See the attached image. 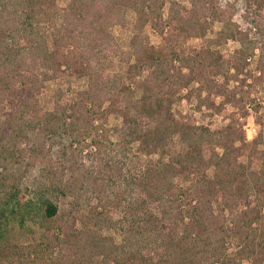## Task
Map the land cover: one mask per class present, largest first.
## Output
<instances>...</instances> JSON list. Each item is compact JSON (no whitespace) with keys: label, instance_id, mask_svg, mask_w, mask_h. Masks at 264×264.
Returning a JSON list of instances; mask_svg holds the SVG:
<instances>
[{"label":"trees","instance_id":"1","mask_svg":"<svg viewBox=\"0 0 264 264\" xmlns=\"http://www.w3.org/2000/svg\"><path fill=\"white\" fill-rule=\"evenodd\" d=\"M40 1L0 0V114L4 113L0 118V259L14 261L16 253L26 258L30 251L43 250L40 264H96L95 255L116 253L141 264H240L229 255L227 244L229 236L242 232L245 221L236 200L228 196L227 187L233 185L226 186L220 179L217 185L210 183L207 166L212 161H205L204 151L212 139L193 116L177 119L168 102L165 86L181 79L187 58L160 52L135 35L130 51L137 59L134 69L139 76L147 73L134 80L143 91L139 99L126 85L125 73L105 72L114 66L115 56L126 53L110 28L124 24L129 8L138 14L139 23L150 17L146 9L154 11L168 0H71L55 12L62 23L53 30V50L46 26L33 22ZM247 17L262 38L264 58V5L249 10ZM223 35L234 38L236 32L227 27ZM254 51L243 48L238 53L247 57ZM77 69L88 77L87 90L75 101L59 91L53 111L39 105L37 94L48 80L71 76ZM17 79L22 89L10 91ZM10 94V109L2 111ZM116 95L121 96L115 109L123 122L120 137L104 143L97 138L101 128L94 121ZM30 132L35 133L34 139ZM176 134L187 145L185 151L176 144ZM66 138L70 143L61 147L59 161L47 160L49 146ZM23 144L28 145V155ZM87 146L100 154V170L85 167L82 156ZM153 153L160 155L157 161L151 158ZM30 158L43 160L44 175L26 181ZM64 171L70 174L67 180ZM177 177L198 181L183 185ZM76 189H90L104 198L110 191L108 197L115 201L120 218L115 222L107 215L92 218L96 233L83 241L54 234L52 223L62 219L61 197L76 196L69 214L82 211L83 195ZM220 196L225 204L216 210L214 202ZM153 201L163 203L161 214L150 209ZM107 220L121 235L119 245L103 243L106 239L99 231ZM28 222L41 225L45 232L39 242L17 252L18 246L8 239L14 232L11 224L25 228ZM56 247L63 248L58 256ZM247 247L252 249L251 244Z\"/></svg>","mask_w":264,"mask_h":264},{"label":"rangeland","instance_id":"2","mask_svg":"<svg viewBox=\"0 0 264 264\" xmlns=\"http://www.w3.org/2000/svg\"><path fill=\"white\" fill-rule=\"evenodd\" d=\"M70 2L71 0L38 2L33 22L46 26L52 50L55 48L53 30L62 23L55 12L66 8ZM160 2L162 0H159ZM259 4L264 5V0H168L162 7L157 6L154 11L153 7L146 9L150 17L139 23L138 14L133 8H129L124 24L110 28V32L126 53L115 56L114 66L105 70L113 74L125 73L126 85L132 86L136 98L139 99L143 91L136 86L134 80L145 78L147 73L139 76L134 69L137 59L132 57L130 51L135 35H139L143 42L159 48L160 52L178 53L187 58L181 79L175 81L173 86H167L169 83L165 86L169 94L168 102L177 119L193 116L197 125L212 139L211 146L204 151L205 161H212V164L207 166V179L210 183L217 185L220 179L226 186L230 182L233 185L232 189L227 187L228 196L236 200L245 221L242 232L229 236L227 244L229 255L235 257L240 264H264V58L260 56L262 38L247 17L249 10L256 9ZM158 14H162V18ZM227 27L236 32V37L225 38L223 31ZM243 48L245 51L255 48V51L244 57V54L238 53V50ZM19 82L17 79L9 87L10 91H20L22 85ZM87 88V75L77 69L71 76L48 80L37 94V98L40 106L47 111H53L59 91H63L70 101H75ZM10 96L12 94L6 95L1 105L2 111L10 109ZM119 99L121 96H113L104 104V113L95 118L94 124L101 128L97 138L104 143L116 141L120 137L119 129L123 122L116 117L115 111ZM0 115L3 119L4 113ZM252 129L256 131L252 132ZM34 135V132H30L32 139ZM174 139L181 150L187 149L178 134ZM69 143L70 139L66 138L60 139L56 145L49 146L47 160L57 163L61 147ZM21 146L23 149L28 147L25 144ZM133 146L136 149L138 143L135 142ZM25 154L28 155V148ZM147 156L144 155V158ZM150 156L155 161L160 158L157 153ZM99 157L100 154L92 152L87 146L82 156L85 167L94 172L100 170ZM35 159H28L31 165L27 166L28 170L24 173L26 181L30 178L40 179L44 175L43 160ZM64 173L67 180L70 174L66 171ZM191 178L193 180L186 181L177 177L176 181L183 185L198 181L194 177ZM197 185L200 186V183L197 182ZM75 193L83 195L82 211L69 214L76 196L61 197L62 219L52 223L55 225L54 234L62 233L61 236L67 240L72 238L83 241L88 234L96 233L92 218L107 215L112 222L120 218L121 212L114 207L115 201L108 197L110 191H105V198L102 193H94L90 189H76ZM224 204L221 196L214 202L216 210ZM162 208L163 203L160 201H153L150 207L157 215L161 214ZM111 221L104 223L99 234L106 239L103 243L119 245L122 238ZM11 226L14 232L8 239L18 246L15 248L17 252H23V248L39 242L45 232L41 225L33 222H28L25 228L16 224ZM183 230L182 223L180 231ZM248 244L252 245V249L247 247ZM62 250L63 248L56 247L55 255L58 256ZM42 251L38 254L30 251L26 258H21L19 253H16L14 261L3 257L0 264H35L32 259H37L36 264H40ZM68 253L71 254V251ZM118 255L99 254L94 256V261L96 264H141L140 261L123 260Z\"/></svg>","mask_w":264,"mask_h":264},{"label":"built area","instance_id":"3","mask_svg":"<svg viewBox=\"0 0 264 264\" xmlns=\"http://www.w3.org/2000/svg\"><path fill=\"white\" fill-rule=\"evenodd\" d=\"M256 130L255 129H252V132H255Z\"/></svg>","mask_w":264,"mask_h":264}]
</instances>
